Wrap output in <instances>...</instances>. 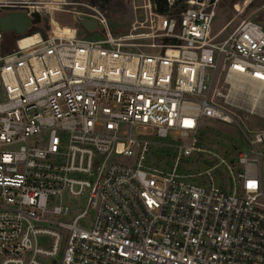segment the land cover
<instances>
[{
	"label": "built area",
	"instance_id": "built-area-1",
	"mask_svg": "<svg viewBox=\"0 0 264 264\" xmlns=\"http://www.w3.org/2000/svg\"><path fill=\"white\" fill-rule=\"evenodd\" d=\"M166 2L133 5L144 18L115 36L96 4L0 0V15L46 20L0 30V264H264V131L239 114L264 118V28L220 37L217 0ZM204 117L246 146H201Z\"/></svg>",
	"mask_w": 264,
	"mask_h": 264
},
{
	"label": "rangeland",
	"instance_id": "rangeland-1",
	"mask_svg": "<svg viewBox=\"0 0 264 264\" xmlns=\"http://www.w3.org/2000/svg\"><path fill=\"white\" fill-rule=\"evenodd\" d=\"M4 1L10 2L21 0ZM65 1H78L81 3L93 4L92 0ZM243 1L244 0H217L215 17L211 26L212 31H219L224 25L227 24L226 28L220 35V37H223L242 20L255 21L264 28V0H249V3H247L245 6H241ZM236 3L240 4L241 9L237 10L234 7ZM95 4L98 5L105 12L110 31L115 36L128 33L134 18H136L138 21L144 18V13L141 8L136 10L133 9V5H141L142 0H107L105 2H101L98 0L97 2H95ZM179 6L177 8H179ZM56 14L58 13L56 12ZM54 20L57 21L56 18H54ZM35 27L43 32L44 27H46V20L42 18V20H40L37 26ZM63 27L67 26L64 25ZM83 32L88 37H101V34L98 31H95L94 33L90 34L83 29ZM12 39L13 37L9 34L4 37V43L6 47H12ZM240 100L245 107L249 106V102L247 101L244 95H242ZM261 105L262 102L260 106ZM253 107L255 108L256 105ZM258 112L264 113V109L262 108V106L258 109ZM239 114L241 115V117H244V125L246 127L254 126L264 131V118L254 114H249L242 110L239 112ZM199 138L201 146L210 149H215L219 153L224 155L227 159L233 158L237 148H242L246 146V139L238 130V128H236L232 124H226L211 118H203ZM155 149V147L149 148L144 161L149 159H147L149 153L153 152ZM261 151L263 153L261 171L264 183V146H262ZM153 161L154 165L163 166L168 164L169 158L168 155L163 152L159 155H155ZM203 163L205 166L209 162L205 160V156L200 155L193 159V162L190 164L189 168H199L203 165ZM216 171L217 173L221 172V169L217 168ZM69 202L72 209H74V207L79 204L81 205V207H83V203L77 199H72V201Z\"/></svg>",
	"mask_w": 264,
	"mask_h": 264
},
{
	"label": "water",
	"instance_id": "water-1",
	"mask_svg": "<svg viewBox=\"0 0 264 264\" xmlns=\"http://www.w3.org/2000/svg\"><path fill=\"white\" fill-rule=\"evenodd\" d=\"M80 24L87 30L93 31L96 23L93 20L81 19ZM31 26L30 18L23 11L7 12L0 15V30L13 31L17 35H24Z\"/></svg>",
	"mask_w": 264,
	"mask_h": 264
},
{
	"label": "trees",
	"instance_id": "trees-1",
	"mask_svg": "<svg viewBox=\"0 0 264 264\" xmlns=\"http://www.w3.org/2000/svg\"><path fill=\"white\" fill-rule=\"evenodd\" d=\"M98 0H92L93 4H95V2H97ZM101 2H105L107 0H99ZM153 5L155 6V10L157 13H165L167 11V2L166 0H151ZM176 4L179 5L180 7H182L183 5V1L184 0H175ZM37 31V28L32 26L31 28L28 29V31L26 32L27 35L32 34L33 32ZM13 38H17V35H12Z\"/></svg>",
	"mask_w": 264,
	"mask_h": 264
},
{
	"label": "bare ground",
	"instance_id": "bare-ground-1",
	"mask_svg": "<svg viewBox=\"0 0 264 264\" xmlns=\"http://www.w3.org/2000/svg\"><path fill=\"white\" fill-rule=\"evenodd\" d=\"M247 3H249V0H244V1L242 2V5H241V6H245ZM241 6H240V4L236 3L234 7H235L237 10H239V9H241ZM53 22H54V24H55V29H56V30H61V31H67V30H68L67 27H62V28L60 29V26L58 25L57 21L53 20ZM31 40H33V37H26V38H24L22 41H20V44L27 43V42H29V41H31ZM252 103H253V101H249V104H250V105H251ZM253 106H255V104H254Z\"/></svg>",
	"mask_w": 264,
	"mask_h": 264
}]
</instances>
